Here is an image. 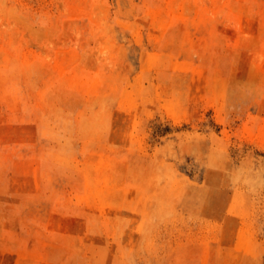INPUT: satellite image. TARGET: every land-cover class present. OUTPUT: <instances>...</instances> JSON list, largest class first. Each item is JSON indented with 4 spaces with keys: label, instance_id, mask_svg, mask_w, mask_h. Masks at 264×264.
I'll list each match as a JSON object with an SVG mask.
<instances>
[{
    "label": "rangeland",
    "instance_id": "374dc122",
    "mask_svg": "<svg viewBox=\"0 0 264 264\" xmlns=\"http://www.w3.org/2000/svg\"><path fill=\"white\" fill-rule=\"evenodd\" d=\"M0 264H264V0H0Z\"/></svg>",
    "mask_w": 264,
    "mask_h": 264
}]
</instances>
